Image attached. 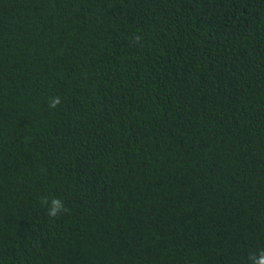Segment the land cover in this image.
Returning <instances> with one entry per match:
<instances>
[{"label": "trees", "instance_id": "16d2710c", "mask_svg": "<svg viewBox=\"0 0 264 264\" xmlns=\"http://www.w3.org/2000/svg\"><path fill=\"white\" fill-rule=\"evenodd\" d=\"M260 251L264 0H0V264Z\"/></svg>", "mask_w": 264, "mask_h": 264}, {"label": "clouds", "instance_id": "9594fccd", "mask_svg": "<svg viewBox=\"0 0 264 264\" xmlns=\"http://www.w3.org/2000/svg\"><path fill=\"white\" fill-rule=\"evenodd\" d=\"M140 37H136L134 43H138L140 41ZM49 108L54 110L61 104V97H50L49 98ZM41 204L48 208L47 216L55 220L59 218V216L67 211L63 201L60 198H51L42 199ZM250 264H264V251H260L259 253L250 254L248 257Z\"/></svg>", "mask_w": 264, "mask_h": 264}]
</instances>
